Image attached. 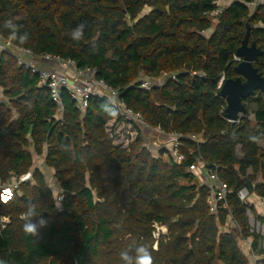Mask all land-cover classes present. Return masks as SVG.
Wrapping results in <instances>:
<instances>
[{
    "label": "trees",
    "instance_id": "16d2710c",
    "mask_svg": "<svg viewBox=\"0 0 264 264\" xmlns=\"http://www.w3.org/2000/svg\"><path fill=\"white\" fill-rule=\"evenodd\" d=\"M221 1L222 11L211 17ZM253 1L0 0L4 39H10L4 21L11 19L19 34H28L23 43L11 39L14 44L96 69L162 136L182 135L184 157L177 162L167 146L154 155L136 125L132 142L116 143L108 125L125 119L103 111L106 98L92 97L81 112L64 90L58 119L57 105L38 77L0 53V260L122 264V251L134 255L143 244L153 264H252L241 248L249 240L255 264H264V235L252 229L250 214L263 224L264 217L239 195L247 189L264 198V93L243 99L248 113L238 123L226 118V99L219 94L223 78L239 76L235 56L247 22L250 42L264 51V3L251 13ZM81 23L84 35L77 41L71 33ZM255 66L264 75V52ZM148 80L160 83L142 88ZM201 161L215 167L230 190L227 207L221 203L215 212L210 186L190 170ZM49 170L59 194L48 184ZM28 172L32 177L5 200L1 186ZM30 202L49 221L38 243L22 227ZM2 217L9 219L5 227ZM158 224L167 232L156 237Z\"/></svg>",
    "mask_w": 264,
    "mask_h": 264
},
{
    "label": "built area",
    "instance_id": "2783aa9c",
    "mask_svg": "<svg viewBox=\"0 0 264 264\" xmlns=\"http://www.w3.org/2000/svg\"><path fill=\"white\" fill-rule=\"evenodd\" d=\"M224 4H226V1L219 2L218 7L211 12L210 16L215 18L222 11ZM2 52H6L14 56L19 66L25 67L27 70H30L32 74L38 77V84L40 87L47 88L50 91L52 100L57 105L58 119L63 118L65 110L62 96L64 90L68 91L71 98L75 101L76 107L81 112L86 110L92 97L97 96L106 98L107 100L109 97H112L116 100L115 107L117 108V111L124 117L126 123L133 127L136 125L141 129L146 128L152 130L153 132H157L161 136V140L165 143V146L169 148L171 155L176 159V161L180 163L184 159L183 155L179 153V145L182 135L172 134L166 135L165 137L162 136L165 134L164 131L160 127L149 126L145 122L142 114L134 111L120 97L119 89L113 88L103 79L97 77L96 69L90 67H79L73 59L63 58L59 55L36 53L32 49L16 45L11 39H4L0 35V53ZM235 60L240 62L241 58L236 55ZM223 82L224 78L219 83L220 88ZM159 83L160 82L148 80L144 81L141 87L151 89ZM2 100L3 99L0 96V103ZM242 116L243 114H241V117ZM239 120L231 123H238ZM191 138L196 141H200L198 136L192 135ZM200 168L205 171L211 181V184H209L211 188V195L208 202L212 210L215 212L221 203L223 204V207H227V196L230 193V190L228 186L219 179L216 168H206L204 162L201 161L197 165L192 166L190 170L196 173ZM31 177L32 172H28L21 177L20 181L3 184L1 188L4 191L12 192L13 188H17L19 183L29 180ZM239 195L243 201H248L249 191L247 189L240 191ZM10 198L11 196L5 200H9ZM59 200H62L61 196H59ZM8 221V218L2 217V227H5ZM155 236L159 237L156 232ZM245 241L252 250L251 242L249 240ZM254 257L256 262V256L254 255Z\"/></svg>",
    "mask_w": 264,
    "mask_h": 264
},
{
    "label": "water",
    "instance_id": "95a60500",
    "mask_svg": "<svg viewBox=\"0 0 264 264\" xmlns=\"http://www.w3.org/2000/svg\"><path fill=\"white\" fill-rule=\"evenodd\" d=\"M246 27L245 37L236 52L241 58L235 67L239 76L224 80L219 91V94L226 99L225 114L230 122H236L241 114L248 113L243 99L253 96L257 91L264 93V75L255 66L264 51L257 46L256 41L250 42L252 26L249 22L246 23ZM247 184L254 191L252 182L248 181Z\"/></svg>",
    "mask_w": 264,
    "mask_h": 264
},
{
    "label": "clouds",
    "instance_id": "9594fccd",
    "mask_svg": "<svg viewBox=\"0 0 264 264\" xmlns=\"http://www.w3.org/2000/svg\"><path fill=\"white\" fill-rule=\"evenodd\" d=\"M4 27L10 30V39H19L21 43L26 42L28 39V34L18 33V25L13 23L11 19L4 21ZM85 24L81 23L77 25L75 29L72 30L71 36L74 40H80L84 35ZM116 100L112 97L108 98V102L102 105L103 111L111 116L115 117L118 115L117 108L115 107ZM253 142H257V137H250ZM37 205L34 203H29L26 207V211L22 213L21 219L24 221L23 223V232L27 235H30L34 242L38 243V240L41 235V230L47 227L49 221L42 214L38 213ZM57 207H59V203H57ZM120 259L122 264H153V257L149 249L140 244L134 248V255L130 254L129 250L122 251L120 253ZM0 264H6L5 261L0 260Z\"/></svg>",
    "mask_w": 264,
    "mask_h": 264
},
{
    "label": "rangeland",
    "instance_id": "374dc122",
    "mask_svg": "<svg viewBox=\"0 0 264 264\" xmlns=\"http://www.w3.org/2000/svg\"><path fill=\"white\" fill-rule=\"evenodd\" d=\"M264 3V0H254L253 2L249 3V7L251 10V13H253L256 10L257 5ZM149 9H146L144 13L148 12ZM212 32V30L208 31L207 34H210ZM115 122L112 121L109 123L108 125V129L109 131H111V129H115L113 130V134L116 136V143L118 144H124V145H128L129 142H132V140H134V138L137 136V132L134 130V127L129 125L128 123L124 122L121 125H114ZM161 136L157 133V132H153L150 131V135L148 134L147 137L145 136V146L148 147V149L156 156H158V153L160 150L164 149L165 143L161 140ZM166 141V140H165ZM43 158H36V162H43ZM47 174V180H48V184L49 186L59 194V185L58 183L55 181L53 175L50 172H46ZM197 177L199 178L198 174ZM200 182V179H199ZM3 191V195H4V199L5 197H10L12 196V192L9 191ZM58 200H59V195H58ZM250 222H251V227L254 231L261 233L264 235V224L261 223L258 220H255L254 216L252 214H250ZM233 221L229 222V226H232ZM230 227H226V229H228ZM167 232V226L165 225H157L156 228V233L157 236L164 234ZM241 248L244 251V253L251 259V263L255 264V257H254V252H252V250L249 248L248 244L246 243V241H242L241 242Z\"/></svg>",
    "mask_w": 264,
    "mask_h": 264
},
{
    "label": "crops",
    "instance_id": "0c3cea01",
    "mask_svg": "<svg viewBox=\"0 0 264 264\" xmlns=\"http://www.w3.org/2000/svg\"><path fill=\"white\" fill-rule=\"evenodd\" d=\"M251 119L254 120L255 119V116L252 115L251 116ZM118 125H121V124H118ZM134 130L136 131V129H134ZM150 131H152V130L146 129V128L141 129V132L144 135V137L145 136L147 137L148 134L150 135ZM261 145L264 146V140L261 141ZM238 155L240 157L242 156V152H241V147L240 146H238ZM49 172L54 177L53 170H49ZM196 174H198L201 184H208V185L211 184V181L209 180L207 174L205 173V171L203 169H201V168L198 169L197 172H196ZM54 179L57 182V180H56L55 177H54ZM248 201H249V203H251L254 206L256 212L260 216L264 217V198H262V197H260V196H258V195H256L255 193L252 192L251 194H249Z\"/></svg>",
    "mask_w": 264,
    "mask_h": 264
},
{
    "label": "snow or ice",
    "instance_id": "6c2138e0",
    "mask_svg": "<svg viewBox=\"0 0 264 264\" xmlns=\"http://www.w3.org/2000/svg\"><path fill=\"white\" fill-rule=\"evenodd\" d=\"M5 199H7V197H5Z\"/></svg>",
    "mask_w": 264,
    "mask_h": 264
}]
</instances>
